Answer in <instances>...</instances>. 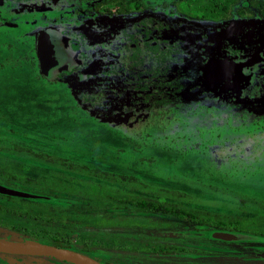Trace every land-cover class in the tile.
I'll list each match as a JSON object with an SVG mask.
<instances>
[{
  "label": "rangeland",
  "instance_id": "obj_1",
  "mask_svg": "<svg viewBox=\"0 0 264 264\" xmlns=\"http://www.w3.org/2000/svg\"><path fill=\"white\" fill-rule=\"evenodd\" d=\"M117 1L0 0V182L43 196H0V223L61 229L103 264H264V243L210 235L264 236V76L239 95L187 87L152 106L125 49L148 30L185 51L187 85L202 84L207 54L256 47L264 13L251 0H228V19L223 0H124L118 14ZM46 26L77 42L84 66L69 79L37 65ZM39 259L0 253V264H72Z\"/></svg>",
  "mask_w": 264,
  "mask_h": 264
},
{
  "label": "flooded vegetation",
  "instance_id": "obj_2",
  "mask_svg": "<svg viewBox=\"0 0 264 264\" xmlns=\"http://www.w3.org/2000/svg\"><path fill=\"white\" fill-rule=\"evenodd\" d=\"M253 1H260L263 3V5H255L253 4ZM230 3L228 0H223L222 10L224 11L223 17L225 19H228L231 14L229 6ZM250 3L253 5V7L258 8L259 12H261L262 14L264 13V1L251 0ZM114 10L118 14H122L128 12L129 7L126 5V2L124 0H118L115 3ZM142 26H146L144 20H142ZM262 27L263 28L256 36L255 41L252 42V44H254V46L256 47L250 48V51H248L246 47L244 53H242L243 51L240 49L237 51L240 54L235 53L236 55L227 53V51H224L219 55L214 54L215 52H210L209 54H207L202 65V76L204 78V83L201 84L198 82L190 86H188V74L184 68V56L186 55L185 51L181 50L175 44L171 45L170 43L165 41L161 42L155 39L147 40V36H149L150 34V31L148 30H146L147 35L144 36L142 41H137L134 38L135 34L132 33L129 36L132 39V41H130L129 43L130 45L125 47L128 52L127 56L129 57L126 76L132 83V88L135 90L143 91L146 99L151 100L150 104L152 106H161L167 104L172 100V97H176V95L181 93L187 87L195 89L199 87L201 90V94H205V92L209 91L210 89L209 83L214 85L215 88L219 91L217 93L218 95L221 91H228L239 95L240 93H242V91L239 89H241L243 85L250 82L251 80H255V78L259 74H262V76H264V24ZM60 33L62 34V36L68 39L72 51L76 52L78 49V46L77 48L75 47L77 43L76 40L74 38L69 39L66 35L63 34V32H61V29ZM228 39L230 41H233V36L228 37ZM33 45L35 50L34 57L37 60L38 65L35 36L33 39ZM164 51H167L169 59L167 61L164 60ZM167 63L172 64V68L167 74H164L162 70ZM83 66L84 62L80 61L76 52V63L72 67L60 71L55 76L54 80L61 78L69 79L74 76L79 70H81ZM150 67L158 68L157 72H155V74L157 73L156 76L154 75V69L149 70ZM181 71L185 74L186 78L184 80L185 84L183 85V87L179 88L177 81L176 83H174V85L170 83L175 82L176 78L181 81ZM155 82H157V85H154ZM139 84H142L143 86L145 85L147 87L144 86L143 89L138 88L137 85ZM203 88L204 92L202 91ZM83 92L85 93L86 91ZM164 92L165 97L163 99H155L154 94L159 93L161 96H164ZM195 101L196 98H193L189 104H192ZM40 259L43 260L42 258ZM48 259L53 258L49 257Z\"/></svg>",
  "mask_w": 264,
  "mask_h": 264
},
{
  "label": "water",
  "instance_id": "obj_3",
  "mask_svg": "<svg viewBox=\"0 0 264 264\" xmlns=\"http://www.w3.org/2000/svg\"><path fill=\"white\" fill-rule=\"evenodd\" d=\"M35 38L39 68L42 75L48 79H54L60 71L68 69L76 63V52L72 51L68 39L60 33V28L56 26L39 28L35 31ZM209 88L216 93L219 92L210 83ZM0 194L25 199H40L43 197L41 194L9 187L1 183ZM44 198L49 199L46 195ZM210 235L212 238L228 243H264V236L240 230H212ZM0 252L16 255L47 256L72 264H103L84 252L32 241L0 240Z\"/></svg>",
  "mask_w": 264,
  "mask_h": 264
},
{
  "label": "trees",
  "instance_id": "obj_4",
  "mask_svg": "<svg viewBox=\"0 0 264 264\" xmlns=\"http://www.w3.org/2000/svg\"><path fill=\"white\" fill-rule=\"evenodd\" d=\"M230 2L231 1H229V3ZM253 4L258 5V6L263 5V3L260 1H253ZM164 60L165 61L169 60L168 55H167V51H164ZM171 68H172V64L167 63L165 65L164 69L162 70V72L164 74H167L171 70ZM153 69H154V75L156 76L157 73L155 74V72H157L158 68L157 67H150L149 68V70H153ZM180 78H181V81L176 78L175 82H171L170 84L174 85V83H176V81H177L179 88L183 87V85L185 84L184 80H185L186 76L184 73H182V71H181ZM154 85H157V82H155ZM144 86L142 84L137 85V87L141 88V89H143ZM145 87H147V86H145ZM163 95L164 96H161L159 93L154 94L155 99H158V100H161L165 97V92L163 93ZM1 184H4V185L9 186V187L17 188L14 185H11V183H1ZM18 189H21V188H18ZM22 190H26V191H30L33 193L40 194L39 192H35V191L23 189V188H22ZM88 194H90V192ZM0 196H3L4 198L9 199V200H15V198H19V197L4 195V194H0ZM50 198L56 199L58 197L56 195L55 196L50 195ZM19 199H25V198H19ZM21 201H23V200H21ZM247 222H249V221L246 220V223ZM246 223H245V221H243L242 222L243 226H239L238 229H242V227H244V225ZM2 225L3 224L0 223V240L13 241V242L32 241V242H38V243H47V244H51L54 246H61V247H66V248H69V246H70V240L67 237L63 236L61 229H56V230H54V232H51L49 230H44L42 232V231H39L37 229L36 230L31 229L25 225H10L9 226L10 227L9 229H11V231H10V230L6 229L7 227L5 225H4L5 227H3ZM85 250H87V249H85ZM3 254H7V253H3ZM36 257L42 258L45 261L49 258L47 256H36Z\"/></svg>",
  "mask_w": 264,
  "mask_h": 264
},
{
  "label": "bare ground",
  "instance_id": "obj_5",
  "mask_svg": "<svg viewBox=\"0 0 264 264\" xmlns=\"http://www.w3.org/2000/svg\"><path fill=\"white\" fill-rule=\"evenodd\" d=\"M229 70V69H228Z\"/></svg>",
  "mask_w": 264,
  "mask_h": 264
}]
</instances>
